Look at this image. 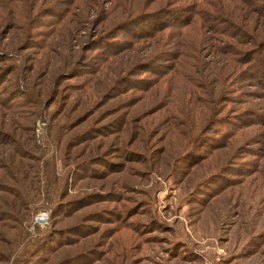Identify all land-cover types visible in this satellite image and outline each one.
Instances as JSON below:
<instances>
[{"label": "rangeland", "instance_id": "obj_1", "mask_svg": "<svg viewBox=\"0 0 264 264\" xmlns=\"http://www.w3.org/2000/svg\"><path fill=\"white\" fill-rule=\"evenodd\" d=\"M0 264H264V0H0Z\"/></svg>", "mask_w": 264, "mask_h": 264}, {"label": "trees", "instance_id": "obj_2", "mask_svg": "<svg viewBox=\"0 0 264 264\" xmlns=\"http://www.w3.org/2000/svg\"><path fill=\"white\" fill-rule=\"evenodd\" d=\"M170 10V11H169ZM172 11V9H166V13L167 14H169L170 12ZM155 14H157V12H148V13H140V14H137V15H135L131 20H129L130 22H135V21H138V19L139 20H146L147 22H150V20H151V17H154L155 16ZM138 22H142V21H138ZM168 21H166V23H167ZM131 24V23H130ZM167 25H171V23L170 22H168L167 23ZM41 120L43 121H45V117L44 116H42L41 115ZM42 192H43V197H42V201H43V203H42V206H41V208H44V207H46V208H49L50 209V211H52L53 210V207H52V199H51V193H50V191H49V189L47 188H45L44 187V189L42 190ZM32 218V217H31Z\"/></svg>", "mask_w": 264, "mask_h": 264}, {"label": "built area", "instance_id": "obj_3", "mask_svg": "<svg viewBox=\"0 0 264 264\" xmlns=\"http://www.w3.org/2000/svg\"><path fill=\"white\" fill-rule=\"evenodd\" d=\"M43 124L44 122L42 120H37L36 129L39 130ZM47 212L48 211L46 210H42L41 212H39V214H37L35 217L36 221L43 222L47 217Z\"/></svg>", "mask_w": 264, "mask_h": 264}]
</instances>
